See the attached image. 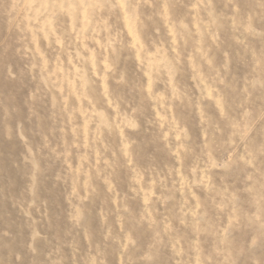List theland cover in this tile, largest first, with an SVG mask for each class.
Returning a JSON list of instances; mask_svg holds the SVG:
<instances>
[{
  "label": "clouds",
  "instance_id": "obj_1",
  "mask_svg": "<svg viewBox=\"0 0 264 264\" xmlns=\"http://www.w3.org/2000/svg\"><path fill=\"white\" fill-rule=\"evenodd\" d=\"M144 5L154 9L146 19L159 17L166 29L167 38L152 40V47L143 36ZM173 7L172 0H159V7L157 0L13 5L29 21L23 53L29 74L39 80L25 101L26 119L36 115L41 93H51L60 138L41 134L35 142L25 120L14 116L17 106L0 99L4 132L22 145L13 163L20 183L5 185L0 177V200L11 201L30 222L34 256L37 240H48L42 221L52 226L44 189L49 160L61 165L53 186H64L68 205L63 235L56 234L42 261L30 264H168L160 259L165 248L170 264H238L245 247L236 234L247 231L249 251L264 238V0H227L222 10L216 0H190L180 17ZM124 51L136 62L137 78L130 80L120 66ZM8 76L17 78L11 65ZM125 89L139 101L134 104ZM131 133L162 143L171 162L163 169L145 166L141 138ZM122 169L144 205L135 224L119 188ZM97 181L116 213L113 225L109 210L100 209L102 240L87 223ZM177 220L191 232H182ZM145 221L152 235L142 245L136 228ZM205 236L212 237L210 248ZM16 259L24 257L17 253ZM250 262L264 259L253 255Z\"/></svg>",
  "mask_w": 264,
  "mask_h": 264
},
{
  "label": "rangeland",
  "instance_id": "obj_2",
  "mask_svg": "<svg viewBox=\"0 0 264 264\" xmlns=\"http://www.w3.org/2000/svg\"><path fill=\"white\" fill-rule=\"evenodd\" d=\"M17 2L23 3L25 0H0V99L17 106L19 111L14 113V116L17 119L25 120V129L31 130L29 134L35 142H41V134H48L54 142H58L60 133L58 125L53 122V112L55 109L52 107L53 99L51 93H41L35 101L36 115L32 117L30 122L26 119L29 113L28 105H26L25 101L28 100L29 90L35 89L39 84V80H33L28 72L30 59L24 56L21 37L25 35V29L29 21L22 12L18 14L16 10H13V5ZM189 2L190 0H172L174 14L177 17L183 16L187 12V4ZM226 3L227 0H216L217 9H224ZM157 7H159V0H157ZM152 11L154 9L149 8L147 5L141 8V12L145 16V24L147 25L143 36L149 47H152V40H156L159 43L162 38H167L166 29L163 27V22L159 17H155L154 20L146 19V16ZM157 27L161 29L159 34L156 32ZM17 48L21 49L19 53L16 51ZM131 55L129 51H124L121 56L120 65L121 68L128 71L130 80L137 78L133 76L136 70V62L134 58H128ZM9 65H11L12 71L17 73L16 79H11L8 76ZM21 72H23V75H21ZM40 86L43 87V85ZM158 87H163V84L158 85ZM125 91L128 92L127 89ZM128 98L132 99L134 104L139 101V95L134 91L128 92ZM31 103L29 101V104ZM0 115H2V109H0ZM131 134L141 138L142 151L140 158L145 166L151 164L163 169L165 164L171 162L172 158L168 156L162 143H153L151 137L143 133ZM21 151L22 145L19 139L14 135L9 139L4 132L3 124L0 123V177H3L5 185L9 183V180L15 181L17 185L20 183L19 174L17 169L13 167V163L19 160ZM48 162L52 164V167L48 172V178L44 182V189L51 209L52 226L49 227L46 221H42L40 225L41 231L47 233L48 240H37L39 252L34 256L28 248L32 232L30 222L23 217L18 208L12 206L11 201L0 200V264H30V261L33 259L37 262L42 261L44 254L56 245V234L59 232L61 236L63 235V230L67 224L66 212L68 209V205L64 200L65 189L62 184L57 183L53 186L54 181L52 179L61 165L59 162H53V160H49ZM97 184L99 187L98 194L94 195L87 202L89 209L87 223L93 231L95 239L102 240L103 229L99 215L100 209L103 207L109 210L108 220L113 225H116V213L114 211L115 206L112 205L110 198L107 204L104 203L105 196L107 195L105 186L99 181H97ZM119 188L122 195L124 193L128 195L131 213H126V215H129L132 218L131 223L135 224L140 218L144 205L141 197L136 196L129 190L128 177L123 169L121 170ZM177 196H179L178 193ZM173 203V201H170L168 207L171 208ZM156 207L160 208L161 214L166 212L164 206L157 203ZM175 223L180 227L182 232H191L190 229H185L183 225H179L178 220ZM136 234L142 245H146L150 241L152 233L146 221L137 225ZM202 239L206 240L205 247L210 248L212 237L205 236ZM236 239L238 245L243 242L245 247L244 253L239 256L238 264H251L250 257L253 255L264 259V238L251 251L247 249L246 241L249 239V236L246 230L237 233ZM67 251L68 249L65 248V252ZM17 253L23 255V261H17ZM170 256V250L165 248L161 253L160 259L162 262L167 261L170 264Z\"/></svg>",
  "mask_w": 264,
  "mask_h": 264
}]
</instances>
